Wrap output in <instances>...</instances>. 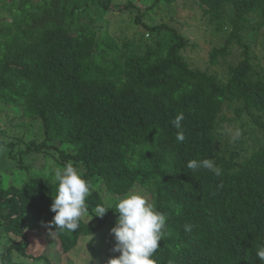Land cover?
<instances>
[{
  "label": "trees",
  "instance_id": "1",
  "mask_svg": "<svg viewBox=\"0 0 264 264\" xmlns=\"http://www.w3.org/2000/svg\"><path fill=\"white\" fill-rule=\"evenodd\" d=\"M197 3L219 33L227 24L232 28L227 45L213 50V65L228 55L235 39L246 50L226 83L192 68L181 56L187 41L166 24L141 23L139 38L122 43L100 36L96 27L111 0H0V11L9 17L0 25V102L22 110L44 136L18 152L19 161L48 148L73 147L72 154L61 152L66 160L61 169L69 163L81 169L90 184L86 210L93 216L98 205L109 209L95 217L97 226L81 218L74 232L56 230L50 222L58 182L45 175L46 163L38 171L23 164L24 176L14 179L18 185L0 178L4 264H27L12 255L27 257L26 230L44 225L57 235L65 254L88 239L87 264H99V248L89 241L118 218L116 204L132 192L168 217L153 256L156 264H261L256 251L264 245V74L253 71L241 33L252 17L264 28V0ZM146 32L151 40L144 41ZM236 105V113L246 112L259 131L260 144L244 160L248 150L240 146L242 135L227 156L216 153L221 113ZM181 113V129H176L172 121ZM181 130L183 142L176 139ZM26 137H16V143ZM15 144L0 141L11 148V156ZM205 158L221 169L220 176L187 167L190 160ZM35 260L50 264L47 257Z\"/></svg>",
  "mask_w": 264,
  "mask_h": 264
},
{
  "label": "rangeland",
  "instance_id": "2",
  "mask_svg": "<svg viewBox=\"0 0 264 264\" xmlns=\"http://www.w3.org/2000/svg\"><path fill=\"white\" fill-rule=\"evenodd\" d=\"M229 17V15L225 17V23L229 22ZM4 18H9L6 11H0V25ZM141 23L147 26L166 24L174 28L187 41L186 48L181 52L182 58L192 68L214 74L223 83H226L230 77V68L236 67L245 59L246 50L235 39L229 47L228 55L225 58L219 57L216 65L211 63L213 50L222 49L227 45V38L231 34L232 28L227 24L223 32L219 33L216 23L203 16L197 0H178L174 4L157 2L156 0H111L110 10L105 15L103 22L96 27V31L100 36L107 34L106 36L112 37L115 42L122 43L124 39L137 40L139 38L137 32L141 29ZM141 33L144 32L140 30ZM241 36V44L250 47L253 71L264 74V28H258L257 19L252 17ZM151 38L146 32L144 41L151 40ZM145 49L146 47H143L142 51ZM238 107L239 105L225 108L221 113V125L218 129L219 142L216 151L221 158L227 156L229 149L233 150V144L238 140L232 139L229 130L234 132L238 129L243 136L240 146L248 152L244 151L241 160L246 159L260 144L258 128L252 124L250 116L246 112H242L241 115L236 113ZM39 129L37 123L28 121L22 116V110L5 106L0 102V141L5 144H15L16 137L20 138L24 134L27 136L26 142L14 145L12 148L14 155L12 156L10 155L11 148L0 146V178L6 180V184L16 183L14 182L16 177L22 178L24 176L20 171L21 166H24L23 164L33 165L32 171H38L44 167L42 164L46 163L49 165V169L45 175L56 180V168L61 169V165L66 161L61 156V152L65 154L74 153L73 147L61 145L58 150L48 148L43 153L35 152L26 155L24 158L20 156V159L23 158L24 161L23 163L20 162L18 152L20 154L21 150H26L27 144L33 140L37 139L39 142L44 140ZM78 170L81 171V169ZM26 180L25 177L22 182ZM16 185L18 184L16 183ZM82 220L90 226L98 225L96 218L88 210L84 212ZM117 220V217L110 219L104 228V233H97L94 236L95 239L89 241L99 248V264H108L111 258L120 255V253L113 251L116 241L111 233V229L116 225ZM26 231L29 235V238L27 237V257L19 256L15 252L12 255L13 261L18 262L21 257L27 260V264H45V261L38 262L35 259L47 257L50 264H87L86 245L88 239L83 238L73 252L65 254L57 235L45 225L36 231L31 229ZM12 238L17 242L21 241V238L13 236ZM5 247H7V241L0 240V264H3L2 255ZM96 264L98 263L96 262Z\"/></svg>",
  "mask_w": 264,
  "mask_h": 264
},
{
  "label": "clouds",
  "instance_id": "3",
  "mask_svg": "<svg viewBox=\"0 0 264 264\" xmlns=\"http://www.w3.org/2000/svg\"><path fill=\"white\" fill-rule=\"evenodd\" d=\"M183 119V113L178 114L172 121L173 126L181 129ZM229 131L233 140L239 139L240 130ZM185 138L182 130L177 132L178 141L183 142ZM187 167L193 171L200 168L207 169L216 176L222 174L221 169L210 158L190 160ZM55 179L58 185L51 205V211L55 215L50 225H54L56 230L71 233L78 229L79 221L86 211L90 184L83 173L71 163L63 169H57ZM108 210L98 205L94 217H103ZM115 211L119 216L116 225L111 229L116 241L113 251L120 255L111 258L108 264H156L153 256L161 246L168 217L156 210L152 203L137 192L121 198L115 206ZM190 230L191 225H185V231ZM256 256L261 264H264V245L257 248Z\"/></svg>",
  "mask_w": 264,
  "mask_h": 264
}]
</instances>
